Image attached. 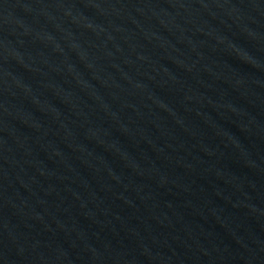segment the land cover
I'll return each mask as SVG.
<instances>
[{"label": "water", "instance_id": "95a60500", "mask_svg": "<svg viewBox=\"0 0 264 264\" xmlns=\"http://www.w3.org/2000/svg\"><path fill=\"white\" fill-rule=\"evenodd\" d=\"M0 264H264V0H0Z\"/></svg>", "mask_w": 264, "mask_h": 264}]
</instances>
